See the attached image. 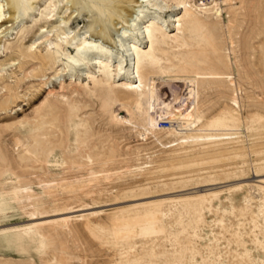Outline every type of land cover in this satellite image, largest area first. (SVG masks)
Segmentation results:
<instances>
[{"label": "rangeland", "instance_id": "rangeland-1", "mask_svg": "<svg viewBox=\"0 0 264 264\" xmlns=\"http://www.w3.org/2000/svg\"><path fill=\"white\" fill-rule=\"evenodd\" d=\"M44 1L0 34V264H264V0H185L195 23L154 46L144 68L161 97L174 102L187 79L194 116L239 117L213 140L174 147L182 124L151 130L146 98L93 83L92 62L64 69L61 56L39 69L25 47L44 53L51 26L73 12L53 0V19L35 22ZM132 3L109 5L129 20ZM92 21L86 9L66 31L92 33Z\"/></svg>", "mask_w": 264, "mask_h": 264}, {"label": "bare ground", "instance_id": "bare-ground-1", "mask_svg": "<svg viewBox=\"0 0 264 264\" xmlns=\"http://www.w3.org/2000/svg\"><path fill=\"white\" fill-rule=\"evenodd\" d=\"M61 1L63 0H58V4ZM110 1L65 0V10L72 8L73 12H69L66 19L64 16L59 17V23L51 26L49 31L53 33L54 38L48 40L46 51L42 53L33 49V42L25 47L29 50L30 55L37 59L39 69L53 68L57 62L62 60L61 56L66 57V61H63L64 69L69 68L71 65L79 66L83 61L92 62L96 65L100 78L96 79L95 74L89 75L88 72L85 75L91 77L93 83L104 86L119 82L118 86L139 91L140 95L146 98L150 106L147 125L151 130L162 129L158 122L163 118L175 122V130L182 124L185 134L180 139L174 140L168 147H174L182 143L198 142L203 138L209 141L213 140L215 136H218L215 132L228 130L229 123L239 121L238 113L234 109L221 111L208 119L194 116L197 90L191 85V81L187 79L177 80L182 83L183 92L181 91L182 95L180 93L174 102L168 100L167 97H161L156 77L151 74L148 68L157 62L155 45H159L167 39L177 38L183 21L195 23V18L191 16L192 12L189 10V7L196 6L194 3L187 4L185 0L173 1L172 3H169V0H123L126 4L134 2L130 5V10H124L130 17L129 20H126L116 11L118 10L117 6L111 7L109 5ZM34 2L35 0H0V34L5 32V27L2 28V26L8 18L16 15L23 17L34 9ZM44 2L46 5L42 10L38 8L39 17L34 19L35 22L53 19V13L57 5L53 3V0H45ZM149 5L154 7L153 11L144 10ZM10 6L15 7V11H12ZM86 9L93 18L90 27H93L96 23H100L101 27L97 31L93 30L92 33H88V30H86L85 35L74 30L66 31L68 24L74 17L82 15ZM178 10L182 11L181 15L170 14V12ZM163 13L166 15L168 13V15L164 16ZM112 15L120 19V22L113 24L117 31L114 35L110 34L108 24ZM142 19H145L146 24H143ZM170 22L173 23L176 33H171L172 30H168ZM51 24L53 23L51 22ZM44 28L47 27L40 26L42 31ZM49 35L51 34L44 35V37ZM105 40H108V42ZM67 45L74 46V54L68 51ZM6 48L5 45L1 46L3 51ZM104 54H107V56L102 57ZM144 65L148 67L145 69ZM195 78L231 79V76L195 74ZM0 79H2L1 74ZM160 80L163 82L162 79ZM232 105L238 107V101L234 97ZM196 121L199 124L195 128L190 127ZM180 131L177 133H180ZM221 135L216 140L228 138V133L224 132Z\"/></svg>", "mask_w": 264, "mask_h": 264}, {"label": "built area", "instance_id": "built-area-1", "mask_svg": "<svg viewBox=\"0 0 264 264\" xmlns=\"http://www.w3.org/2000/svg\"><path fill=\"white\" fill-rule=\"evenodd\" d=\"M199 3H209V1L208 0H199ZM158 123H159V126L162 128H169L175 122L170 121L168 118H163V119L159 120Z\"/></svg>", "mask_w": 264, "mask_h": 264}]
</instances>
